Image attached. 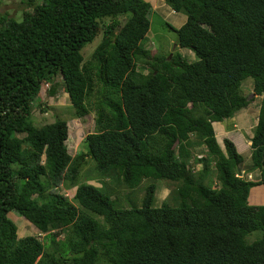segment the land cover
<instances>
[{
	"label": "trees",
	"instance_id": "obj_1",
	"mask_svg": "<svg viewBox=\"0 0 264 264\" xmlns=\"http://www.w3.org/2000/svg\"><path fill=\"white\" fill-rule=\"evenodd\" d=\"M18 2L20 17L0 13V264H264V0H163L185 15L167 27L193 60L144 47L158 11L146 0ZM56 74L76 117L95 111L84 140L99 175L127 188L174 182L177 204L153 205V182L127 207L107 182L75 183L65 120L30 121L32 101ZM247 77L260 97L253 179L237 176L242 155L228 138L221 148L211 125L253 99L242 91ZM194 144L204 152L193 154ZM63 183L75 185L78 207L59 192ZM256 185L259 205L247 201ZM10 211L49 240L67 227L69 235L47 252L36 236L17 237Z\"/></svg>",
	"mask_w": 264,
	"mask_h": 264
},
{
	"label": "rangeland",
	"instance_id": "obj_2",
	"mask_svg": "<svg viewBox=\"0 0 264 264\" xmlns=\"http://www.w3.org/2000/svg\"><path fill=\"white\" fill-rule=\"evenodd\" d=\"M153 2V9H157L158 11L150 12L149 14V28L145 34V38L142 40L144 47L147 48L152 55L161 56L167 53L169 55L172 52H178L181 55H184L187 60L195 59L190 50L187 48H179L175 45V33L167 27V24L175 27V24L177 23L175 21L172 22V20L168 18L172 15V13L167 10L163 0H155ZM20 7L21 5L18 0H0V13L9 11L10 15L14 14L17 17H20V13L16 11ZM94 42L91 44H85L82 47V53L84 56L89 53L90 49L95 44ZM139 71L141 72L142 70ZM142 72H146V70H143ZM45 82L47 83H43V85H41L37 97L34 98L31 103L32 109L30 121L34 126L39 127L42 124L52 122L56 118L65 120L67 134L64 144L66 152L70 157H72V164L77 167L75 178L76 184L84 182L100 188L101 182H107L108 185H110L111 190L109 194L110 198L117 200L116 202L120 206L127 207L126 201H129L134 205H139L140 199L143 195L144 186L148 182H153L155 185L153 205L157 206L162 202L170 205L177 204L178 198L174 192V188L176 187L174 182L162 179H142L137 186L127 188L120 181H115V179L112 178H102L97 172L98 170L95 167L94 161L85 153L86 143L84 138L87 133L95 130L94 109H90L86 115H82L80 118L76 117L75 109L70 105L67 93L63 90L60 75L56 74L53 76L51 82H48L47 80ZM250 82L251 79L249 77L245 78L241 83V87L242 91L245 94H248V97H252L253 99L245 108L236 112L232 117L221 121L222 124L228 123L230 126L233 124L236 128L231 126L230 129H224V133L220 134L218 138L215 137L221 148L223 138H228L233 142L235 149L243 157V162L239 165V173H237V176L247 179H253L254 177V174L249 172L247 168L249 165V139L252 136L260 99L259 96L252 94ZM51 86L54 89V93L52 94L49 93L52 89ZM89 99L91 100L92 98L89 97ZM221 122L218 123L221 124ZM192 149L193 154L199 155L204 152V147L201 144H194ZM200 166L201 163H198L195 168H199ZM245 169H247V171ZM74 188L75 185L70 186L66 183L58 186L59 192L67 198L68 202L78 207L77 203H75L72 198ZM6 216L15 225V233L17 237L34 235L40 240L47 252H51L53 249L61 248V243L66 240L70 232V227L54 231L55 233H53V239L49 240L46 235L39 233L38 230L22 216H19L12 211L8 212ZM93 216L98 220L101 219L100 216ZM257 235L258 232L254 231L247 236V240L250 241Z\"/></svg>",
	"mask_w": 264,
	"mask_h": 264
},
{
	"label": "crops",
	"instance_id": "obj_3",
	"mask_svg": "<svg viewBox=\"0 0 264 264\" xmlns=\"http://www.w3.org/2000/svg\"><path fill=\"white\" fill-rule=\"evenodd\" d=\"M148 2H150V4L152 5V3H154L153 1L155 0H146ZM157 1V0H156ZM164 5V4H163ZM165 6V5H164ZM166 7V6H165ZM168 11H170V13H172V15L170 17H168L169 19L172 20V22H176L177 24H175V27L180 26L184 21H185V15L180 13V12H173L172 10H170L168 7H166ZM220 123V122H219ZM218 122H212V128L214 129V133L215 130L217 132H220V134L224 133L223 130L225 129H230L231 126L233 127L234 125L231 124V126L227 123V124H219ZM226 126V127H225ZM218 129V130H217ZM228 132V131H226ZM229 133V132H228ZM255 174V173H253ZM252 191V192H251ZM262 187L260 185L254 186L252 188H250L249 192H248V202L250 204L253 205H258L262 203Z\"/></svg>",
	"mask_w": 264,
	"mask_h": 264
},
{
	"label": "clouds",
	"instance_id": "obj_4",
	"mask_svg": "<svg viewBox=\"0 0 264 264\" xmlns=\"http://www.w3.org/2000/svg\"><path fill=\"white\" fill-rule=\"evenodd\" d=\"M251 173H253V172H251ZM256 177V174H254V177L253 178H255ZM247 179V178H246ZM249 179H251V178H249ZM257 186V185H256ZM252 188V187H251ZM74 190H75V188H74ZM250 190V189H249ZM73 194H74V192H73ZM247 197H248V195H247ZM247 201H248V199H247ZM249 203V202H248ZM259 205V204H258Z\"/></svg>",
	"mask_w": 264,
	"mask_h": 264
},
{
	"label": "water",
	"instance_id": "obj_5",
	"mask_svg": "<svg viewBox=\"0 0 264 264\" xmlns=\"http://www.w3.org/2000/svg\"><path fill=\"white\" fill-rule=\"evenodd\" d=\"M237 173H239V170H237Z\"/></svg>",
	"mask_w": 264,
	"mask_h": 264
}]
</instances>
